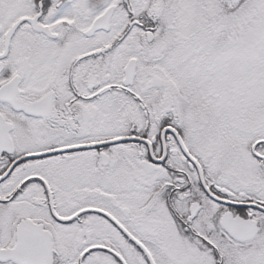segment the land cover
<instances>
[{
    "label": "snow or ice",
    "instance_id": "obj_1",
    "mask_svg": "<svg viewBox=\"0 0 264 264\" xmlns=\"http://www.w3.org/2000/svg\"><path fill=\"white\" fill-rule=\"evenodd\" d=\"M0 264H264V0H0Z\"/></svg>",
    "mask_w": 264,
    "mask_h": 264
}]
</instances>
